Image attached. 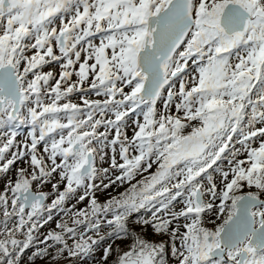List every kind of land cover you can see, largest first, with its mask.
Segmentation results:
<instances>
[{"label":"snow or ice","instance_id":"obj_1","mask_svg":"<svg viewBox=\"0 0 264 264\" xmlns=\"http://www.w3.org/2000/svg\"><path fill=\"white\" fill-rule=\"evenodd\" d=\"M0 130V264H264V0H0Z\"/></svg>","mask_w":264,"mask_h":264},{"label":"rangeland","instance_id":"obj_2","mask_svg":"<svg viewBox=\"0 0 264 264\" xmlns=\"http://www.w3.org/2000/svg\"><path fill=\"white\" fill-rule=\"evenodd\" d=\"M57 23H58V19H57ZM50 69L54 73H58V71H59V68L56 65L46 66L45 69H44V71H49ZM12 130H15L17 132V134H18L17 135V139L18 140L23 139V137L29 131V129L27 128V126H20L19 129H12ZM2 131H5V130H0V132H2ZM129 135H131V130L130 129H129ZM16 167H26V165H24L22 163H19L18 165L13 166V172L11 173V175H13V176H14V169ZM2 187H3V180L0 179V188H2ZM44 190L45 191H50V186L49 187H45ZM100 199L103 200L104 197L101 196ZM77 207H83V205H78ZM61 219H68V217H65L63 215V213H60V214L55 215L54 216V220L52 222H50L47 226H45V228L41 229L40 230V233L38 235L42 238L43 234L47 233L50 230L55 229L56 222L57 221H60ZM150 238H152V239H161L160 237H150ZM109 242L110 241H103L100 245L96 246V251L94 252V254L92 256H90L89 258H87L85 261L79 262V264H97V261L99 260L100 256L102 255V249H103V247L107 246V244ZM116 242L119 243V241H116ZM69 243H71V241H69ZM37 246H39V245H37ZM28 254H30V251L25 253V257ZM164 261H165V264H175V258L171 256L170 252H166L164 254ZM36 264H42V262L39 261V260H37L36 261ZM46 264H52V261L51 260H48L46 262ZM109 264H110V262H109Z\"/></svg>","mask_w":264,"mask_h":264},{"label":"trees","instance_id":"obj_3","mask_svg":"<svg viewBox=\"0 0 264 264\" xmlns=\"http://www.w3.org/2000/svg\"><path fill=\"white\" fill-rule=\"evenodd\" d=\"M20 127V126H19ZM19 127H16V128H14V129H19ZM105 241H108V240H105ZM115 244H118L117 242H115ZM115 244H114V246H115ZM114 257H115V253L113 252V254H112V259H114Z\"/></svg>","mask_w":264,"mask_h":264}]
</instances>
